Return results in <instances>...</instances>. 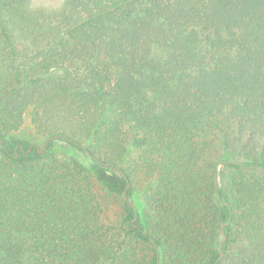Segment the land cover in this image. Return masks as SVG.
<instances>
[{
	"label": "trees",
	"instance_id": "16d2710c",
	"mask_svg": "<svg viewBox=\"0 0 264 264\" xmlns=\"http://www.w3.org/2000/svg\"><path fill=\"white\" fill-rule=\"evenodd\" d=\"M32 1L0 0V264H264V157H211L264 149V0Z\"/></svg>",
	"mask_w": 264,
	"mask_h": 264
},
{
	"label": "rangeland",
	"instance_id": "374dc122",
	"mask_svg": "<svg viewBox=\"0 0 264 264\" xmlns=\"http://www.w3.org/2000/svg\"><path fill=\"white\" fill-rule=\"evenodd\" d=\"M64 0H33L32 6L34 8H48L59 9ZM14 136L23 141L41 146L43 142L42 137H38L32 130L30 125L29 113L24 117V122L21 128ZM214 148L212 150L211 157L228 156L236 160H251L254 157H264V149L255 143L248 141L247 137H243L238 134L235 128L226 129L223 133H218L211 138ZM134 157V153L131 152L126 158V161ZM126 165V164H125ZM135 194L137 197L143 195L147 189V183L141 174L134 176ZM97 194L103 196L105 199V210L103 214V221L107 224H118L122 217V200L121 198H115L110 196L104 197V193L100 191V187H96ZM23 264H32L28 260H25Z\"/></svg>",
	"mask_w": 264,
	"mask_h": 264
},
{
	"label": "water",
	"instance_id": "95a60500",
	"mask_svg": "<svg viewBox=\"0 0 264 264\" xmlns=\"http://www.w3.org/2000/svg\"><path fill=\"white\" fill-rule=\"evenodd\" d=\"M46 146V142H44L41 146V153L44 151V147ZM258 172L263 173L264 174V170L260 169L259 167L257 168ZM131 205V203H130Z\"/></svg>",
	"mask_w": 264,
	"mask_h": 264
}]
</instances>
